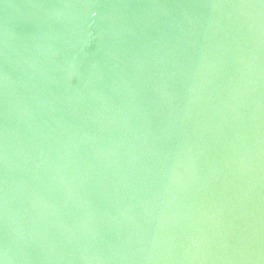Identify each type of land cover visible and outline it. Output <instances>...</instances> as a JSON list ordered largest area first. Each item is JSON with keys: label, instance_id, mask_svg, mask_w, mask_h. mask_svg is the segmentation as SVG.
Segmentation results:
<instances>
[{"label": "water", "instance_id": "obj_1", "mask_svg": "<svg viewBox=\"0 0 264 264\" xmlns=\"http://www.w3.org/2000/svg\"><path fill=\"white\" fill-rule=\"evenodd\" d=\"M0 264H264V0H0Z\"/></svg>", "mask_w": 264, "mask_h": 264}]
</instances>
